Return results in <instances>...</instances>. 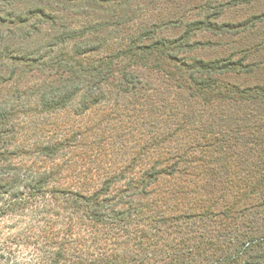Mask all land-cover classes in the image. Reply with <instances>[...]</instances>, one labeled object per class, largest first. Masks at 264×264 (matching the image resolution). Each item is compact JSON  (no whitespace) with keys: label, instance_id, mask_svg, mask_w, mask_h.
<instances>
[{"label":"trees","instance_id":"1","mask_svg":"<svg viewBox=\"0 0 264 264\" xmlns=\"http://www.w3.org/2000/svg\"><path fill=\"white\" fill-rule=\"evenodd\" d=\"M260 5L0 0V218L41 217L37 264H255Z\"/></svg>","mask_w":264,"mask_h":264},{"label":"rangeland","instance_id":"2","mask_svg":"<svg viewBox=\"0 0 264 264\" xmlns=\"http://www.w3.org/2000/svg\"><path fill=\"white\" fill-rule=\"evenodd\" d=\"M261 2L262 5L257 6L254 12L264 10V0H261ZM243 8L245 7L241 6L237 9L238 11L229 12L225 20L239 22L248 17V14H251V12L248 13V9ZM246 14L247 16H245ZM243 46H247V44L244 43ZM67 117L71 119L72 116L67 115ZM83 120L84 118L74 117L71 122L75 125L83 123ZM66 121L67 124L70 123L69 119H66ZM51 165V163H48L47 167L50 168ZM0 177H6V175ZM19 214L4 215L3 218H0V264H37L40 256L39 246L35 245L33 240H27L24 234H26L27 228L41 220V217H38L37 213L33 211H30L27 215ZM248 256L251 259L253 258V263L264 264V248L262 247L257 246L255 249L253 248L252 251L245 254V258Z\"/></svg>","mask_w":264,"mask_h":264}]
</instances>
